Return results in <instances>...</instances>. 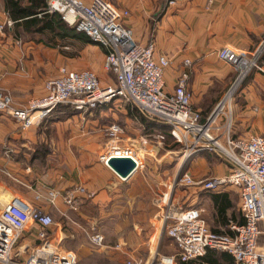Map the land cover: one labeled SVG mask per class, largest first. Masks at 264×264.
<instances>
[{
    "label": "crops",
    "instance_id": "crops-1",
    "mask_svg": "<svg viewBox=\"0 0 264 264\" xmlns=\"http://www.w3.org/2000/svg\"><path fill=\"white\" fill-rule=\"evenodd\" d=\"M23 1L24 5L29 4L28 0ZM107 1L130 12L125 24L133 30L138 44L146 45L154 40L156 57L166 55L171 59L172 63L164 73L168 91L174 90L180 76L188 69L186 62H190L187 89L192 94L193 108L201 113L204 121L223 98L235 75L234 68L219 59L218 52L229 46L248 55L264 40V0H180L173 7L168 6L166 0ZM0 3L3 10L0 21L13 22L0 40V90L12 97L15 106L25 107L32 98L44 95L48 73H59L62 66L71 71H82L89 65L84 50L87 51L92 43L86 34L66 22L64 27L68 32L64 39L55 36L50 42L52 34L49 36L36 27L18 23L5 11V0ZM100 49L105 56V50ZM232 111L235 139L253 134L264 136L262 73L254 70L234 98ZM119 117L136 125L135 131L121 139L120 144L133 147L140 156L143 153L142 157L147 161L146 167L137 169L127 181L121 180L99 160L110 143L107 132L111 124L108 122ZM47 122H50L49 126L25 131L10 117L0 115V193L3 196L18 195L34 203L44 201L52 190L65 192L81 186L88 192H95V196L81 197L78 212L58 200L55 208L61 220L48 230L45 240L37 235L40 226L31 225L13 249L12 263H24L30 253L43 244L73 254L76 264H121L127 260L147 264L155 253L175 254L176 246L166 243L167 239H172L161 221L166 208L162 196L166 194L170 179L156 185L154 175L151 181L145 180L146 184L142 178L148 168L153 169L151 164L162 165L165 158L177 151L162 148L156 139L169 128L163 125L164 128L152 132L141 120L140 113L128 103L126 107L120 105V109L103 106L100 111L86 114L62 106ZM48 130L55 133L53 144H49ZM147 137L156 142L150 143ZM167 139L170 141L168 136ZM52 154H55L54 166L49 161ZM195 157L206 175V160L209 163L217 158L209 152ZM211 167L210 178L199 177L198 172L191 176L200 182L222 178L229 173L223 163H212ZM146 185L149 187L147 192ZM185 192V209L199 208L213 232L231 234L232 225L244 224L238 188L225 186L208 191L201 185H193ZM39 195L43 197L41 200H37ZM109 204L112 207L106 210ZM111 233L116 234L117 248L111 245ZM98 234L105 238L102 246L92 241ZM210 251H214L217 260L213 264L234 263L232 256ZM188 262L178 259L177 264Z\"/></svg>",
    "mask_w": 264,
    "mask_h": 264
},
{
    "label": "built area",
    "instance_id": "built-area-1",
    "mask_svg": "<svg viewBox=\"0 0 264 264\" xmlns=\"http://www.w3.org/2000/svg\"><path fill=\"white\" fill-rule=\"evenodd\" d=\"M180 0H166L170 7ZM48 13H58L63 20L90 41L105 50V71L111 73L112 83L102 86L97 74L91 70L71 71L61 67L57 77L45 82L44 95L32 98L27 106L17 107L12 97L0 90V115L13 119L22 130H32L49 120L60 107L67 106L75 112L86 114L115 101L130 104L147 120L166 125L169 134L183 147L185 159L203 152L214 154L229 168L228 175L196 182L185 175L186 185H201L208 191L225 186L240 190L244 224L230 227L231 234L213 232L202 218L199 208H188L163 215V226L176 246L172 255L155 253L147 264H177L178 259L188 262L203 258L209 250L230 254L234 264H264V136L250 135L234 138V115L232 97L235 86L251 70L264 75V40L248 55L238 53L226 46L218 52L219 59L232 66L238 74L233 85L215 106L205 121L192 106V94L187 89L191 64L180 76L172 92L165 85L164 73L171 65L166 55L156 57L154 40L146 45L137 43L134 32L126 26L130 16L107 0H48ZM13 22L0 21V40ZM223 124L220 125V122ZM110 144L99 158L107 165L111 157H131L137 169L146 167V161L133 148H120L123 130L119 124L109 127ZM219 132V134H215ZM162 146L165 135L156 137ZM0 193V264H13L11 255L23 234L33 224L39 225L38 237L45 240L54 225L52 216L42 207L18 196ZM93 198L95 192L75 187L62 192L52 190L47 199L52 206L62 199L70 210H80V198ZM169 195H165L164 202ZM43 197L39 195L37 200ZM103 235L92 238L95 245L102 246ZM22 264H76L71 253L61 252L46 244L35 248ZM121 264H143L127 260Z\"/></svg>",
    "mask_w": 264,
    "mask_h": 264
},
{
    "label": "rangeland",
    "instance_id": "rangeland-1",
    "mask_svg": "<svg viewBox=\"0 0 264 264\" xmlns=\"http://www.w3.org/2000/svg\"><path fill=\"white\" fill-rule=\"evenodd\" d=\"M1 1L2 0H0V2ZM2 11L3 10L0 9V13ZM95 45L96 44L92 43V45L90 47H88V49H87L88 52L84 50V54H85L86 57H88L90 63H89V65L84 66L82 69L91 70V71L95 72L97 74V76L99 77V79L101 80L102 86L109 85V84L112 83L113 75L111 73L105 71V69H104L105 56H104L102 50L100 49V47L98 45H96V46ZM263 62H264V58L261 60L260 64H262ZM62 67H64V66H62ZM254 70H256V69H254ZM254 70H251L250 73L242 81H240L237 84V86H235V90L233 92V97H232V99H233L232 100V104H233L234 98L237 97L238 93L243 88L245 82L254 73ZM57 75H58V72H56V73L55 72H52V73L50 72V73H48L47 80L55 78V77H57ZM237 75L238 74L235 72V75H234V77H233V79L231 81V84L226 89L224 95L227 94V92L229 91V89L233 85ZM120 105L123 106V107L124 106L126 107V102L115 101V102H113V103H111L110 105H107V106L108 107H111V106L119 107V109H120ZM107 106H105V107H107ZM102 107L98 108L97 111L98 110L100 111V109H102ZM71 110H73V109H71ZM141 116H143V115H141ZM144 119H146V118L144 117ZM113 120H116V121H113ZM47 121L44 122L41 126H49L50 122H47ZM150 122H152V121H150ZM109 124H111V125L119 124L121 126V128L123 130V136L121 137V139H124L126 136H129L130 132L133 133L135 131L134 129L136 127L135 123H131V122L128 123L125 120L124 117H119L118 119H112L111 122H108V125ZM41 126H39L37 128H34L33 130L39 129ZM234 126H235V120H234ZM47 134L49 136V144H53L54 143L53 139L55 137V133L53 134L50 130H48ZM107 134H108L109 139H110V137H111L110 133L107 132ZM147 140L150 143H153L154 141L156 142V140L154 138H151V137H147ZM167 143H168L169 147H173L174 148L175 145L172 143V141H168ZM119 144H120V142H119ZM166 144H165V146L162 145L163 146L162 148L165 147L167 149L168 145H166ZM119 147L123 148V149H125V148H133V147H129L128 145L124 146V145H121V144L119 145ZM49 148L51 149V147H49ZM50 149H49V154L51 153ZM175 150H177V151L174 152V153H171L170 156H168L167 158H165L164 161L161 162L162 165L155 166V164H151L153 169H151V168L149 169L148 168L144 172V175L141 174L142 178L144 179V182H145L146 179L151 181L152 177L154 175L153 180L155 181L156 185L159 182H166V181H168L170 179L168 181L169 182L168 183V188L170 187L171 191L168 188H165L166 194H164L162 196L163 200H164L165 195H169V197H168L169 199H168V201H165L166 208H165V212L162 214L161 221L163 219V215L166 212H174V211H179V210L185 209L184 203H185L186 197H187V193L185 191H187L189 189V187H190L189 185H186V184H184L182 182V180H183L185 175H190L191 176V175H194L193 172H195V173L198 172L199 173V177L210 178L211 177V173L213 172V170H212L213 168L211 167V164L212 163H223L222 160L219 159L218 157L215 158V160L209 161L210 165H209V163L206 160L207 170H208V174L206 175V174H204L203 170H201V166L198 163L199 160L195 156L185 159L184 156L182 155L183 153L179 154V151H183V147L180 146V147H178ZM142 154H141V156L140 155L139 156L142 157ZM54 156H55V154H52V157H50V159H49V161L52 162L53 166L55 165V157ZM145 163H147V161ZM181 164H183V165H181ZM145 184H146V182H145ZM146 187H147V189H145V191L147 192L149 190V187L147 185H146ZM157 188L158 187H156V191H158ZM182 195H184V196L182 197ZM47 196H48V194H47ZM47 196L44 199V201H40V202L35 201L36 203L35 202L34 203L38 204L39 207L40 206H42V207L44 206L45 207V208L43 207V209H46L45 211L46 212L48 211L47 213H49L52 216L53 221H54V225H55L56 223H58L61 220V218H60V215H59V213L57 211V208H55L56 206H52L51 205V203L47 199ZM174 199H175V201H173ZM59 200H62V199H59ZM56 204H57V202H56ZM111 205L112 204H109L108 208L106 210L111 209V207H112ZM115 205H117V203ZM115 236H116L115 233H111L110 234L111 245H112L113 248H117V244H118V242H117L118 240H117V238ZM165 236L167 237L166 233H165ZM166 243L168 245H170V246H172V244H173L172 241L171 240L169 241L168 239L166 240ZM165 255H167V254H165ZM168 255H170V254H168Z\"/></svg>",
    "mask_w": 264,
    "mask_h": 264
},
{
    "label": "trees",
    "instance_id": "trees-1",
    "mask_svg": "<svg viewBox=\"0 0 264 264\" xmlns=\"http://www.w3.org/2000/svg\"><path fill=\"white\" fill-rule=\"evenodd\" d=\"M23 2H24L23 0H5V5H6L5 11L9 13L12 19H14L15 21H18V23H22L24 25L27 24L30 27H36L38 31L42 30V31L49 33V36L52 34L53 37L52 36L50 37L49 39L50 42L54 40L55 36H59L60 39H64L65 32H68L64 27V24L66 22L63 20L61 15L57 13H53V14L48 13L47 11L48 4L46 0H28L29 4L27 5H24ZM71 27L75 29L74 26H71ZM141 120L149 126L152 132L156 130L158 131L159 129L165 127L162 124H159L156 122H150L147 119H144L143 116H141ZM165 134H164L165 140H164L163 146H165V144L168 142L167 136L170 138V141H172V143L175 145L173 148V147H169L167 143L166 144L168 145L167 149L170 148V150H175L178 147L182 146L181 144L177 143L172 138V136L169 134V130ZM213 252L214 251L209 250L206 256H204L203 258L197 259L199 261L201 260V262L191 261V262L182 263V264H190V263L202 264V262L213 264L214 262H217V260L215 259L216 257L214 256L215 254ZM223 253L228 254L226 252H223ZM213 257L214 259H211Z\"/></svg>",
    "mask_w": 264,
    "mask_h": 264
},
{
    "label": "water",
    "instance_id": "water-1",
    "mask_svg": "<svg viewBox=\"0 0 264 264\" xmlns=\"http://www.w3.org/2000/svg\"><path fill=\"white\" fill-rule=\"evenodd\" d=\"M110 168L121 180H129L136 172V160L131 157H111L107 163Z\"/></svg>",
    "mask_w": 264,
    "mask_h": 264
},
{
    "label": "bare ground",
    "instance_id": "bare-ground-1",
    "mask_svg": "<svg viewBox=\"0 0 264 264\" xmlns=\"http://www.w3.org/2000/svg\"><path fill=\"white\" fill-rule=\"evenodd\" d=\"M107 166V165H106ZM137 170V169H136Z\"/></svg>",
    "mask_w": 264,
    "mask_h": 264
}]
</instances>
